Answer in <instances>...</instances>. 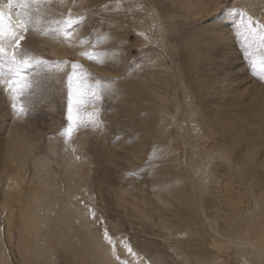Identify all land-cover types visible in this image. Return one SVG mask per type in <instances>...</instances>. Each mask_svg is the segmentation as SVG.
I'll return each instance as SVG.
<instances>
[{"label": "rangeland", "instance_id": "rangeland-1", "mask_svg": "<svg viewBox=\"0 0 264 264\" xmlns=\"http://www.w3.org/2000/svg\"><path fill=\"white\" fill-rule=\"evenodd\" d=\"M218 1L217 9L204 8L206 0L29 5L34 25L20 48L49 67L28 70L26 115L11 113L0 86V223L9 264L23 263L20 204L7 194L4 166L15 123L36 146L19 172L24 203L35 159L47 165L38 211L53 258L38 256L32 239L31 264H93L87 223L109 252L103 264H264V79L245 51L261 53L238 34L239 15L225 12L264 24V0ZM12 11L17 17L19 9ZM69 12L85 17L70 42L47 30ZM93 51L104 54L103 63L81 55ZM73 63L93 81L113 83L95 105L103 123L80 127L68 141L62 132ZM11 208L15 227L7 235Z\"/></svg>", "mask_w": 264, "mask_h": 264}, {"label": "snow or ice", "instance_id": "snow-or-ice-1", "mask_svg": "<svg viewBox=\"0 0 264 264\" xmlns=\"http://www.w3.org/2000/svg\"><path fill=\"white\" fill-rule=\"evenodd\" d=\"M41 0H7L6 5L0 0V86H3L12 100V110L17 116L26 115L28 110L23 103V97L27 90L32 88V81L29 78V69L37 67L40 70L47 69L49 65L20 48V42L25 38L24 33L29 31L34 21L32 14L27 10L30 4H39ZM19 9L17 17L12 15L13 9ZM7 9V10H6ZM226 13H237L240 17L237 31L242 29L246 36L257 42L261 55H253L245 51L246 59L253 71L259 64L261 68V79H264V24L254 21L252 17L237 9H225ZM85 17H73L69 12L67 18L57 22L55 27L49 26L54 35L61 36L66 41H71L75 28L79 27ZM36 23H39L38 21ZM46 31V30H45ZM81 55L90 60L103 63L104 54L93 51L83 52ZM66 63V62H60ZM70 74L67 77V126L62 134L70 141L72 136L80 127H99L103 121L100 120L99 109L95 108L106 90L111 89L112 81L101 83L93 81L91 75L83 69L82 65L71 64ZM87 104L93 105V111H86ZM106 239L112 243V238ZM114 246V245H113ZM128 250L132 249L128 246Z\"/></svg>", "mask_w": 264, "mask_h": 264}, {"label": "bare ground", "instance_id": "bare-ground-1", "mask_svg": "<svg viewBox=\"0 0 264 264\" xmlns=\"http://www.w3.org/2000/svg\"><path fill=\"white\" fill-rule=\"evenodd\" d=\"M2 2L6 5V2ZM219 5L221 4L218 0H206V2L203 3V7L206 9H217ZM12 15L14 18H16V15L13 13V11ZM8 102L10 105L12 104L10 96H8ZM242 106L243 102H240L238 109L241 110L240 107ZM11 113H14L13 110L11 111ZM13 128L14 133L7 137V141L5 144L4 166L5 169L9 171V174L11 176V184L9 186V190H7V194L9 197H12V199L15 200L16 203L20 204L22 228L20 229L18 249L21 255V262H23L22 264H31V259L28 255V249L30 246V240L32 239H34L37 255H40L41 257L44 256L48 260H51L53 258L52 251L47 241L44 240V228H41V219L43 217L39 214L38 211L39 200L41 198H45V194L47 191L46 188L48 183L46 181V175L44 174L45 167L47 165H45V162L42 159H35L36 176H34L30 182V187L27 190L26 202L24 203V201H22V198L24 196L23 192L21 190H17L19 188H22L23 177L19 176V172L21 170H24V172L26 173V166L29 159L34 156L36 152V146H33L29 142L27 137L19 132L21 128L16 123L14 124ZM237 130L239 131L241 130V128H238ZM24 172L23 176L25 175ZM8 207L9 205L4 203L2 205L3 212L6 211ZM8 212L7 235H11L13 234L12 231L15 227L14 225L16 212L13 211L12 208ZM87 225L88 223L86 224L87 232L89 235L87 253L89 254L90 258H92L91 261L93 262V264H103L107 260V255H109V252L104 251L101 248V243L97 238H95V235L92 232L91 228L89 229ZM1 230L2 229L0 223V264H9V258L6 256L5 247H3L4 243L1 235ZM10 239L12 238L10 237Z\"/></svg>", "mask_w": 264, "mask_h": 264}]
</instances>
